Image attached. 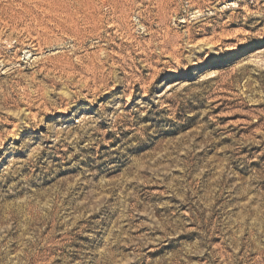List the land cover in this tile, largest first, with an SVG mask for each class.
Here are the masks:
<instances>
[{
  "label": "rangeland",
  "instance_id": "rangeland-1",
  "mask_svg": "<svg viewBox=\"0 0 264 264\" xmlns=\"http://www.w3.org/2000/svg\"><path fill=\"white\" fill-rule=\"evenodd\" d=\"M0 264H264V0H0Z\"/></svg>",
  "mask_w": 264,
  "mask_h": 264
}]
</instances>
